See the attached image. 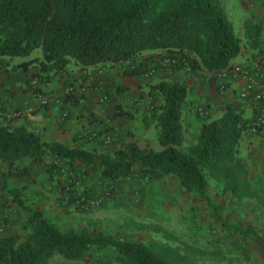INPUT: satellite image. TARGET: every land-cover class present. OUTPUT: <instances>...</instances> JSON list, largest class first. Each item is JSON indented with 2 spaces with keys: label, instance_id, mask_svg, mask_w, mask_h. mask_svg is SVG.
Here are the masks:
<instances>
[{
  "label": "trees",
  "instance_id": "obj_1",
  "mask_svg": "<svg viewBox=\"0 0 264 264\" xmlns=\"http://www.w3.org/2000/svg\"><path fill=\"white\" fill-rule=\"evenodd\" d=\"M246 32L247 41L256 47L263 25L247 23ZM240 42L220 0H0V57L27 58L12 67L24 71L36 63L37 71L27 83L28 90L38 97L42 96L41 85L48 83L52 75L66 72L72 63L84 70L128 62L123 74L141 75L152 71L153 64L157 66L151 55L139 59L153 51H160L168 59L171 71L188 68L195 74L203 68L214 74L209 82L218 90L217 75L230 68L240 52ZM37 49L40 56L32 55ZM33 78L37 79L34 85ZM67 85L73 86L68 78L64 87ZM151 89L158 94V105L152 114L157 119L161 150L120 143L112 153L89 152L42 141L33 131L14 126L10 119L0 125V159L9 163V172L22 157L45 161L51 178L66 168L61 199L76 208L82 207L86 194L75 184L91 166L98 168L108 185L121 177L143 183L174 175L183 188L209 202L205 191L207 178L211 177L221 182L225 191L240 196L246 178L238 158V144L248 128L242 112L227 105L221 117L204 118L197 142L181 151V112L188 88L178 81L163 80ZM64 99L75 100L72 94ZM49 104L46 99L42 106ZM14 174L28 175L26 169ZM12 196L16 200L15 192ZM28 213V233L19 244L17 235H0V264H41L53 255L80 261L93 247L114 249L117 264H175L144 243L103 232L63 231L41 211ZM218 218L225 228H231L219 215ZM0 220L4 222L6 218L0 216ZM233 229L242 235L256 234L252 229Z\"/></svg>",
  "mask_w": 264,
  "mask_h": 264
},
{
  "label": "rangeland",
  "instance_id": "obj_2",
  "mask_svg": "<svg viewBox=\"0 0 264 264\" xmlns=\"http://www.w3.org/2000/svg\"><path fill=\"white\" fill-rule=\"evenodd\" d=\"M220 1L233 24L235 33L240 38L241 55L246 61L249 59L257 63L260 56L264 55V48L261 46L264 27L255 47L247 41L246 24L263 25L264 21H257L255 17L264 19V0ZM37 53H40L39 49L32 55ZM150 55L157 61V66L153 64L152 71L143 73L150 77L152 82L148 93L144 95L143 91L141 97L144 98H131L128 101L129 107H134L135 112H141L139 117L142 118L144 125L128 131L131 134L126 133L121 142H118V135L113 134L108 135V141L105 138L100 139L96 143L98 146L96 153H112L120 143H134L141 149L155 150L153 148L157 145L155 141H158V123L152 111L153 107L158 105V94L151 87L163 80L178 81L184 83L187 88L189 84L187 85L185 80H176L171 76L173 73L168 68V59H164L160 51L146 52L139 59L145 60ZM117 65L123 70L128 62ZM179 73L184 79L191 75L207 82L214 77V74L203 68H199L195 74L190 73L188 68ZM216 83L218 90L210 84L215 92L223 97L225 83L223 88H220L219 78ZM100 90V101L106 103L109 95L103 87ZM227 105L229 104H224L225 109ZM191 110L193 115L185 110L183 115L181 112V121L183 122L184 119V124L188 122V125L182 124L184 136L179 146L181 151H187L197 142L196 132L201 131L203 127L191 123L193 116L199 121L204 118L210 120L209 111L203 103L196 102ZM135 112L131 115L132 118L137 119ZM148 128L153 132L149 137H147ZM255 143L258 146L255 150L247 149L238 153L246 178L240 196L225 191L223 184L211 177L207 178L205 191L209 202L197 192L183 188L174 175L143 183L137 182L134 178L121 177L108 185L101 177L98 168L91 166L85 169L84 177L75 184L79 191L85 192L90 205L76 208L65 204L61 199V186L67 175L65 168L52 178L59 184L57 195L48 194L42 200L41 197L35 198L36 207L30 206L32 208L25 206L20 210L14 205H7V214H0L7 219V222L4 221L5 227L0 228V235H17L19 237L17 244H19L28 233L25 226L28 211L39 210L60 230H81L89 234L103 232L118 239L141 242L151 250L163 253L168 261L175 264H264V143L261 140ZM161 149L160 145L159 150ZM80 166L84 167L82 164ZM51 199L54 200V204L48 203ZM22 200L32 201L25 198ZM58 207H61L60 210L57 209ZM218 215L231 228H225ZM234 227L242 230L252 229L256 234H238ZM114 254V249L93 247L80 261L66 260L59 255H53L41 264H117L114 261Z\"/></svg>",
  "mask_w": 264,
  "mask_h": 264
},
{
  "label": "crops",
  "instance_id": "obj_3",
  "mask_svg": "<svg viewBox=\"0 0 264 264\" xmlns=\"http://www.w3.org/2000/svg\"><path fill=\"white\" fill-rule=\"evenodd\" d=\"M255 19L264 21L262 17H255ZM261 46L264 48V33ZM36 55L40 56V53ZM20 61L22 60L17 58L0 57V125L9 123L11 119L10 122L15 124L14 126H22L33 131L42 141L58 142L69 147L83 148L89 152H96L97 141L108 135H118V142H121L126 133L131 134L128 131L144 125L142 118L139 117L141 112H135L134 107H129L128 101L131 98H144L141 97L143 91L144 95H147L152 82L146 74L124 75L121 66L113 63L89 66L84 70L72 63L66 72L52 75L48 83L42 84V96L38 97L28 90L27 83V79L37 71V65L33 63L27 71L21 68L13 69V65ZM259 61L264 66L263 54ZM232 63L250 66L248 67L250 69L256 65V62L249 59L246 61L241 52L233 58ZM179 72L172 71L171 76L176 80H185L186 84H189L187 97L183 102L182 115L184 110L193 115L191 108L196 102H200L208 109L209 119L220 117L225 109V103L239 109L243 118L248 121L247 125L255 116L257 103L240 96L244 88L242 80L225 79V94L220 97L206 80L191 75L184 79ZM67 78L73 83L72 95L75 99L73 102L64 99L63 94L68 86L64 87ZM102 87L109 95L106 103H102L99 98ZM43 98L50 101L48 107L41 105ZM62 111L65 113L64 116ZM134 112L137 119L132 118L131 114L134 115ZM193 118L190 120L191 123L202 127L205 120L199 121L194 116ZM182 124L188 125V122L184 124L183 119ZM147 130V137L153 135L150 128ZM246 130L242 132L239 140V154L243 150H255L258 147L255 143L257 140L264 143V127L256 133ZM199 131L196 132V139ZM155 142L157 145L153 149L159 150L160 144L158 141ZM8 166L9 163L6 160L0 159V214H7L6 207L9 204L21 210L25 206H34L37 197H41L42 200L48 194H58V181L53 180L47 173L45 161L22 157L15 161L11 172ZM20 169H26L28 175L22 177L14 174ZM13 192L16 194V200L13 199ZM22 198L32 199V201L23 202ZM48 203L54 204V200H48ZM59 208L61 207L57 209L60 210Z\"/></svg>",
  "mask_w": 264,
  "mask_h": 264
},
{
  "label": "built area",
  "instance_id": "obj_4",
  "mask_svg": "<svg viewBox=\"0 0 264 264\" xmlns=\"http://www.w3.org/2000/svg\"><path fill=\"white\" fill-rule=\"evenodd\" d=\"M220 79V88L224 86L225 79L238 78L244 82V88L240 92L242 98L251 99L257 103L256 113L253 119L248 124V130L252 133L258 132L264 127V66L258 61L252 69L242 66L240 64H232L230 68L223 69L218 75ZM37 79L33 78L31 84L34 85ZM74 91L73 86L66 87L64 96L72 94ZM46 102V99L41 100V105ZM60 103L59 101H56ZM202 113V111H201ZM65 113L63 112V116ZM106 141L109 140L108 136L105 137ZM78 203V202H77ZM82 207L90 205L89 201H85L81 204ZM5 224L0 220V228L4 227Z\"/></svg>",
  "mask_w": 264,
  "mask_h": 264
}]
</instances>
